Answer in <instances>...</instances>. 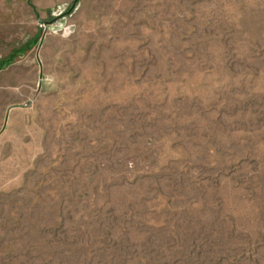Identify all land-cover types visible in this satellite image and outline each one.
<instances>
[{"label": "rangeland", "instance_id": "rangeland-1", "mask_svg": "<svg viewBox=\"0 0 264 264\" xmlns=\"http://www.w3.org/2000/svg\"><path fill=\"white\" fill-rule=\"evenodd\" d=\"M15 1L0 264H264V0Z\"/></svg>", "mask_w": 264, "mask_h": 264}, {"label": "crops", "instance_id": "crops-1", "mask_svg": "<svg viewBox=\"0 0 264 264\" xmlns=\"http://www.w3.org/2000/svg\"><path fill=\"white\" fill-rule=\"evenodd\" d=\"M67 0H34L35 5L38 6L40 10H48L57 5L63 4ZM15 0H0V12L8 13L10 10L8 9V5H14ZM67 4V2H65ZM30 4V3H29ZM13 12V10H12Z\"/></svg>", "mask_w": 264, "mask_h": 264}, {"label": "trees", "instance_id": "trees-1", "mask_svg": "<svg viewBox=\"0 0 264 264\" xmlns=\"http://www.w3.org/2000/svg\"><path fill=\"white\" fill-rule=\"evenodd\" d=\"M79 0H74L73 4L67 9V11H65L63 14H61L60 16H66L68 15L71 11H72V8L78 3ZM14 54V53H13ZM12 54V55H13ZM12 59V57H9L7 58L6 60L4 61H1L0 62V67L4 66L6 64V62H9L10 60Z\"/></svg>", "mask_w": 264, "mask_h": 264}]
</instances>
